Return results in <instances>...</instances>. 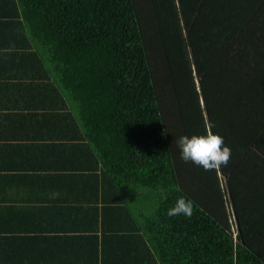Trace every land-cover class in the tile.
Here are the masks:
<instances>
[{"label":"trees","instance_id":"trees-1","mask_svg":"<svg viewBox=\"0 0 264 264\" xmlns=\"http://www.w3.org/2000/svg\"><path fill=\"white\" fill-rule=\"evenodd\" d=\"M0 62L66 92L91 172L126 194L120 207L147 195L140 216L160 264H264V211L240 192L235 164L264 156V0H0ZM209 126L232 149L218 171L238 242L218 171L177 146ZM180 196L191 218L167 215Z\"/></svg>","mask_w":264,"mask_h":264},{"label":"crops","instance_id":"crops-1","mask_svg":"<svg viewBox=\"0 0 264 264\" xmlns=\"http://www.w3.org/2000/svg\"><path fill=\"white\" fill-rule=\"evenodd\" d=\"M14 76L0 62V264H160L140 216L147 195L118 206L127 196L91 172L85 128L58 82ZM249 154L235 163L238 187L264 211V156Z\"/></svg>","mask_w":264,"mask_h":264},{"label":"clouds","instance_id":"clouds-1","mask_svg":"<svg viewBox=\"0 0 264 264\" xmlns=\"http://www.w3.org/2000/svg\"><path fill=\"white\" fill-rule=\"evenodd\" d=\"M181 159L191 162L205 171L218 170L226 167L231 160L232 149L225 143L224 137L211 130H206L205 135H182L177 140ZM194 213V201L186 196L177 198L173 207L168 209V216L191 218Z\"/></svg>","mask_w":264,"mask_h":264},{"label":"rangeland","instance_id":"rangeland-1","mask_svg":"<svg viewBox=\"0 0 264 264\" xmlns=\"http://www.w3.org/2000/svg\"><path fill=\"white\" fill-rule=\"evenodd\" d=\"M218 171V170H217ZM218 174V177L220 178L219 182H220V185H221V190L224 191V193L226 194V202H227V209L229 210V214H230V218H231V221H232V231H233V238L235 241L238 242V234H237V225H236V218L234 217V209H233V205H232V202L231 200L229 199L228 197V184L226 185V181L225 179L220 175L219 171L217 172Z\"/></svg>","mask_w":264,"mask_h":264},{"label":"water","instance_id":"water-1","mask_svg":"<svg viewBox=\"0 0 264 264\" xmlns=\"http://www.w3.org/2000/svg\"><path fill=\"white\" fill-rule=\"evenodd\" d=\"M238 227V226H237Z\"/></svg>","mask_w":264,"mask_h":264}]
</instances>
